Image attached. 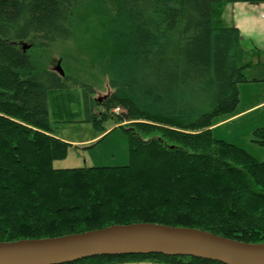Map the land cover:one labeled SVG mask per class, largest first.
I'll use <instances>...</instances> for the list:
<instances>
[{
    "label": "trees",
    "instance_id": "16d2710c",
    "mask_svg": "<svg viewBox=\"0 0 264 264\" xmlns=\"http://www.w3.org/2000/svg\"><path fill=\"white\" fill-rule=\"evenodd\" d=\"M109 1L105 46L78 53L96 74L84 80L40 65L22 46L74 40L84 0H0V242L134 222L263 242L264 161L216 137L212 126L236 110L244 69L260 56L242 48L225 6L264 0ZM117 106L124 112L115 114ZM110 118L129 135V164L55 167L69 143L52 121L102 128ZM253 141L264 145V126ZM143 261L224 264L163 253L66 264Z\"/></svg>",
    "mask_w": 264,
    "mask_h": 264
},
{
    "label": "rangeland",
    "instance_id": "374dc122",
    "mask_svg": "<svg viewBox=\"0 0 264 264\" xmlns=\"http://www.w3.org/2000/svg\"><path fill=\"white\" fill-rule=\"evenodd\" d=\"M84 2V6L80 8L73 20L76 32L74 40H68V42L57 41L52 46H46L45 48L36 46L30 48L29 52L40 65L55 69L60 64V67L68 75L72 74L80 79L93 80L96 74L86 68L82 60L83 55L78 53L81 46L85 48H92L93 45L100 48V44L105 46L103 42L105 18L113 12L114 7L109 0H84ZM261 4H264V2L238 1L229 3L224 21L227 25L235 26L237 24L243 25L245 22L249 27L247 32L253 33L256 37L259 34L261 42L264 43V11L257 10L256 14L248 15L245 10L248 6L250 8L260 7ZM243 29H246L245 26H243ZM250 42L254 44L258 41L254 39ZM262 52L264 53V51ZM261 76L264 78V73H261ZM106 94L107 89L105 88L104 90H98L95 97L104 99ZM77 108L76 106L75 109ZM122 112H124L123 108ZM114 113L118 114L121 111ZM230 115L223 116V118ZM223 118H217L218 120L215 123L223 120ZM131 121H124L122 124L130 125ZM102 124V128H98L96 125L94 126L85 121L72 124H59L52 121L56 136L69 143L67 155L60 160H55V167L73 168L97 165L108 167L129 164L131 161L129 135H127L124 127L112 118L106 119ZM258 126H264V107L247 114L241 120L221 124L219 128L214 130V135L220 139L223 138V140L238 144L252 153L258 160L264 161V146L253 141ZM124 264L153 263L143 261Z\"/></svg>",
    "mask_w": 264,
    "mask_h": 264
},
{
    "label": "water",
    "instance_id": "95a60500",
    "mask_svg": "<svg viewBox=\"0 0 264 264\" xmlns=\"http://www.w3.org/2000/svg\"><path fill=\"white\" fill-rule=\"evenodd\" d=\"M22 46L24 51L31 48L27 42ZM55 70L65 74L60 64ZM135 253L187 255L224 264H264V241H239L196 227L134 222L53 238L0 242V264H66L94 256Z\"/></svg>",
    "mask_w": 264,
    "mask_h": 264
},
{
    "label": "crops",
    "instance_id": "0c3cea01",
    "mask_svg": "<svg viewBox=\"0 0 264 264\" xmlns=\"http://www.w3.org/2000/svg\"><path fill=\"white\" fill-rule=\"evenodd\" d=\"M227 5L225 6L223 16H225L226 9L228 7ZM245 10L248 13V15L256 14L257 10L263 12L264 4H261L260 7L250 8L248 6V8H246ZM257 17H259V15H257ZM243 26H245L246 29H243ZM237 27L240 30L242 48H245L246 50L249 51H255L261 49L259 50L260 56L254 65H251L244 69L246 80L239 84L240 100L236 106L237 107L236 110L229 117L223 118V120L219 121L218 123H215L212 126V131L219 128L221 124L223 125L226 122H232V121L234 122V120L236 121L241 120L247 114L255 112L257 111V109L264 107V78L263 76H261V73H264V53L262 52L264 51V43L261 42L259 34L258 37H256L255 35H253V33L247 32V29L249 27L246 25L245 22L243 23V25L237 24ZM254 39L257 40L258 42H254L253 44L250 41H253Z\"/></svg>",
    "mask_w": 264,
    "mask_h": 264
},
{
    "label": "built area",
    "instance_id": "2783aa9c",
    "mask_svg": "<svg viewBox=\"0 0 264 264\" xmlns=\"http://www.w3.org/2000/svg\"><path fill=\"white\" fill-rule=\"evenodd\" d=\"M122 111V107L121 106H117L115 109H114V112H120Z\"/></svg>",
    "mask_w": 264,
    "mask_h": 264
}]
</instances>
